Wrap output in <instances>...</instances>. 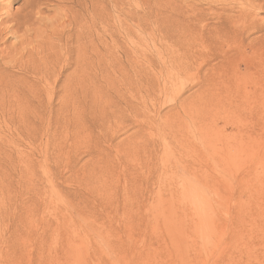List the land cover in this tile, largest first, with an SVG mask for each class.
Masks as SVG:
<instances>
[{"label": "rangeland", "instance_id": "374dc122", "mask_svg": "<svg viewBox=\"0 0 264 264\" xmlns=\"http://www.w3.org/2000/svg\"><path fill=\"white\" fill-rule=\"evenodd\" d=\"M26 1L0 10L34 59L0 117V264H264V0H197L174 37L96 0V54L75 0Z\"/></svg>", "mask_w": 264, "mask_h": 264}, {"label": "bare ground", "instance_id": "6f19581e", "mask_svg": "<svg viewBox=\"0 0 264 264\" xmlns=\"http://www.w3.org/2000/svg\"><path fill=\"white\" fill-rule=\"evenodd\" d=\"M3 2V0H1ZM0 1V2H1ZM14 1V0H6L5 2L6 3H3L1 4L0 3V10L2 9H8V6L9 4H11V2ZM28 1L30 0H27L25 4L28 3ZM37 1V0H35ZM59 1V0H58ZM57 1V3H59ZM61 1V0H60ZM68 1V0H67ZM76 2V5L78 6V9H76L74 11V13H70V17H71V14L72 17H74V19H76L75 17L76 16H83L82 18H86L88 19V21H83L82 23L80 22V24H78L79 26V34L75 37V48H76V51L77 52H80V53H84L86 52L87 48H90L89 50H91L90 52H93L94 54H96L97 52V47L95 46V44L97 42L94 43V37L91 36L93 35L95 32L94 30H97V25L100 26L99 21L101 20L99 18V15H98V12L97 10V7H100L98 4V1L96 0H75ZM110 0H108L109 2ZM117 1V0H116ZM129 1V0H128ZM197 0H138L139 4L142 5L143 7H146L148 8V10L145 12V17L144 16H141L139 15L138 18H137V26H142V28H146V27H152L154 30H156L157 32L161 33L162 36H169V37H174L176 36L178 33H183L185 32L186 30H196V22H197V11H199V8L197 5H200L199 3L196 2ZM207 1V0H206ZM210 1V0H209ZM245 1H250V0H244L242 2H245ZM254 1V0H252ZM30 2H34V1H30ZM38 2V1H37ZM69 2V1H68ZM111 2V1H110ZM122 2V1H120ZM205 2V1H204ZM36 3V2H35ZM246 3V2H245ZM34 4V3H33ZM43 4V3H42ZM70 4V3H69ZM74 4V3H73ZM108 4V3H107ZM106 4V5H107ZM110 4V3H109ZM36 5V4H34ZM40 5V3H39ZM208 5V3H207ZM259 5V4H258ZM41 6V5H40ZM57 6V5H56ZM59 6V5H58ZM65 9V5H63ZM62 6V7H63ZM67 6V4H66ZM115 6V5H113ZM254 6V5H253ZM21 5L19 6V9ZM71 7V6H70ZM74 7V6H73ZM123 7V6H122ZM134 7V6H133ZM241 7V5H240ZM251 7V6H250ZM249 7V8H250ZM17 8V7H16ZM39 7H37L38 9ZM58 8V7H57ZM113 7L111 6V9ZM118 8V7H117ZM139 8V7H138ZM145 8V9H146ZM225 9H228L229 10V6L227 4H225L224 6ZM248 8V9H249ZM256 8V7H255ZM12 9V8H11ZM18 9V8H17ZM70 9V8H69ZM101 9V8H100ZM123 10V8H121ZM209 9H211V7H209ZM3 11L0 13V15L2 16V13H5L6 12ZM59 10V9H58ZM79 10L81 11L80 14H79ZM233 10V9H232ZM251 10V8H250ZM37 11V10H36ZM62 11V10H61ZM60 11V12H61ZM69 11V10H68ZM114 11V10H113ZM119 11V10H118ZM223 11V10H222ZM249 11V10H248ZM11 12H13L14 14V10L10 11V15ZM18 12V11H17ZM38 12V11H37ZM70 12L71 9H70ZM100 12V11H99ZM253 12V11H252ZM39 13V12H38ZM101 13V12H100ZM106 13V12H105ZM124 13V17L126 18H131L133 17L134 14H137L136 12H132V10L130 9V7H127L126 10L123 11ZM122 13V15H123ZM140 13V12H139ZM242 13V12H241ZM239 14L240 16L241 15H245L244 13L243 14ZM255 13V12H253ZM37 14V13H36ZM64 14V12H63ZM102 14H103V11H102ZM3 15H6L7 17V13L3 14ZM17 15V13L15 14ZM105 15V14H104ZM107 15V14H106ZM113 15V14H112ZM121 15V16H122ZM238 15V16H239ZM247 15V13H246ZM255 15V14H254ZM9 16V14H8ZM14 16V15H13ZM65 16V14L63 15ZM61 16V17H63ZM67 16V15H66ZM17 17V16H16ZM110 17V16H109ZM136 17V16H134ZM246 17V16H245ZM123 18V17H121ZM64 22V19L61 18ZM100 19V20H99ZM104 19V18H103ZM120 19V18H119ZM7 20H14V18H11V17H8L7 18H2L0 20V41H2L3 43H6L4 41V37H3V34L1 35V31H5V30H10L8 29L9 28V24L8 25H4L3 23ZM17 20V19H16ZM15 20V21H16ZM73 20V19H72ZM80 20V19H79ZM107 20V19H106ZM105 20V21H106ZM229 20V19H228ZM227 20V21H228ZM70 21V20H69ZM75 23V20H73ZM81 21V20H80ZM104 21V22H105ZM115 21V20H114ZM121 21V20H120ZM119 21V22H120ZM125 21V20H124ZM196 21V22H195ZM18 22V20H17ZM68 22V20H67ZM66 22V23H67ZM71 22L68 23L67 26H71L69 25ZM106 23V22H105ZM117 23V22H116ZM115 23V24H116ZM121 23V22H120ZM132 23V22H131ZM222 23V22H221ZM3 24V25H2ZM64 24V23H63ZM58 25L59 28L60 26H64V25ZM220 24V22H219ZM217 24V25H219ZM11 25V24H10ZM18 25V24H17ZM76 25V23H75ZM123 25V24H122ZM209 24H204V27H207ZM224 25V24H223ZM226 25V24H225ZM77 26V25H76ZM110 25H108L109 27ZM133 26V25H132ZM221 26V25H219ZM217 26V28L219 27ZM75 26H73L74 28ZM215 27V25H214ZM13 28H15L14 31H12L11 35L12 37L14 36L15 38L18 37L17 35V29L18 27H16V23L14 22L13 24ZM12 28V29H13ZM63 28V27H62ZM61 28V29H62ZM68 28V27H67ZM130 28V27H129ZM134 28V27H133ZM136 28V27H135ZM70 29V28H68ZM76 29V28H75ZM201 29V28H200ZM205 29V28H203ZM203 29H201V33L204 32ZM207 29H210L209 32H211L213 29V27H207ZM220 29V28H219ZM72 30V28H71ZM78 30V29H77ZM74 31V30H73ZM72 31V32H73ZM98 31V30H97ZM96 31V33H97ZM74 32H77L78 31H74ZM73 32V33H74ZM112 32V31H110ZM4 33V32H3ZM16 33V34H15ZM57 33V32H56ZM71 36H72V34ZM91 33V35H90ZM65 34V33H64ZM17 35V36H16ZM57 35V34H56ZM89 35V36H88ZM97 35V34H95ZM87 36V37H86ZM21 37V36H19ZM67 37V36H66ZM69 38H70V35H69ZM84 39H88V41H84ZM147 41V39H145ZM145 41V42H146ZM158 41V39H157ZM155 42H156V39H155ZM158 43V42H157ZM160 43V42H159ZM2 44V43H1ZM8 44V43H7ZM5 44V47H1L0 48V117L2 115V113L4 112V103H5V99L9 98L8 100L12 99L11 101V104H12V107H16L17 106V94L15 92V85L17 84V79L15 78V75H16V72L18 71L19 68H31L34 66V59H33V52L32 51H29L27 50L25 52V54H27L26 58L24 59V54L20 53V52H17L18 51V48H19V42H16L15 44H11V45H7ZM4 45V44H3ZM7 45V46H6ZM58 45V44H57ZM155 45V44H154ZM56 46V45H55ZM66 46V47H65ZM65 46H64V49L69 51L70 53L72 52V47H71V41H68L65 43ZM141 46V45H140ZM139 46V48H140ZM155 47V46H154ZM55 48V47H54ZM138 48V49H139ZM153 49V48H152ZM89 52V51H88ZM36 53V52H35ZM37 54V53H36ZM48 54L50 55V52H48ZM64 54V53H63ZM81 56V54H80ZM7 86H10L11 87V94L9 95L8 94V91H7ZM6 109V108H5ZM12 109V108H11ZM14 111V108L12 109ZM5 113V112H4ZM3 113V114H4ZM7 113V112H6ZM5 113V114H6ZM13 113V112H12ZM2 118V117H1Z\"/></svg>", "mask_w": 264, "mask_h": 264}]
</instances>
